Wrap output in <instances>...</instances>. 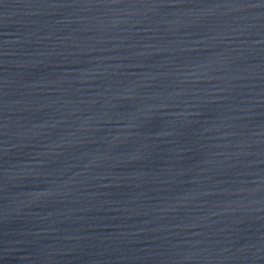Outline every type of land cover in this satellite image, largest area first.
<instances>
[{
  "label": "water",
  "instance_id": "95a60500",
  "mask_svg": "<svg viewBox=\"0 0 264 264\" xmlns=\"http://www.w3.org/2000/svg\"><path fill=\"white\" fill-rule=\"evenodd\" d=\"M0 264H264V0H0Z\"/></svg>",
  "mask_w": 264,
  "mask_h": 264
}]
</instances>
